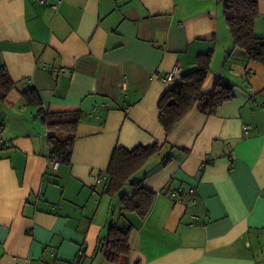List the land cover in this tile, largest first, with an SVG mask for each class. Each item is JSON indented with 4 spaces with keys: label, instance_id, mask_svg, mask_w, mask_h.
<instances>
[{
    "label": "crops",
    "instance_id": "crops-1",
    "mask_svg": "<svg viewBox=\"0 0 264 264\" xmlns=\"http://www.w3.org/2000/svg\"><path fill=\"white\" fill-rule=\"evenodd\" d=\"M208 51L203 92L221 80L233 98L166 137L158 101ZM2 65L16 88L0 100V264H113L97 251L111 224L133 227L119 264H264V66L232 46L222 0H0ZM27 88L48 113L81 112L70 164L53 170ZM154 144L131 179L151 209L121 213L104 192L111 154Z\"/></svg>",
    "mask_w": 264,
    "mask_h": 264
},
{
    "label": "trees",
    "instance_id": "trees-1",
    "mask_svg": "<svg viewBox=\"0 0 264 264\" xmlns=\"http://www.w3.org/2000/svg\"><path fill=\"white\" fill-rule=\"evenodd\" d=\"M222 13L232 46L243 50L248 61L264 66V38L254 34V22L258 17L256 1L222 0ZM212 57V51L198 54L195 58V68L180 75L179 82L159 99L157 118L166 137L193 106L197 105L198 111L209 117L215 115L225 102L232 100V86L224 81L218 80L211 94H205L202 90ZM15 88L16 83L11 80L7 68L4 65L0 66V100L5 99ZM21 97L26 106L37 108V116L45 127L50 144L49 157H57L59 164H70V148L82 119L81 112L48 113L42 107L40 97L33 88L23 90ZM58 134L63 135L60 137ZM159 150L156 144L137 146L132 150L122 147L114 149L106 170L109 179L104 192L111 197L120 193L118 200L121 213H133L143 219L150 211L154 193L139 187L131 179ZM169 159L166 158L167 161ZM128 183L135 187L130 195L122 192ZM132 228L131 225L120 227L111 224L106 235L99 240L97 251L101 252L108 262L119 264L120 259L129 254L128 240Z\"/></svg>",
    "mask_w": 264,
    "mask_h": 264
},
{
    "label": "built area",
    "instance_id": "built-area-1",
    "mask_svg": "<svg viewBox=\"0 0 264 264\" xmlns=\"http://www.w3.org/2000/svg\"><path fill=\"white\" fill-rule=\"evenodd\" d=\"M178 77H179V69L177 67H173V69L168 74L161 77V81L170 82V81H173L174 79H177ZM245 129H246V127H245ZM6 146H7V143H5L3 140L0 139V148H4ZM50 160L52 163L53 170H56L58 165H59V161H58L57 157L53 156L50 158ZM101 181H102L101 177L97 178V180H96L97 183H99ZM188 193L194 197L195 196V189L190 188L188 190Z\"/></svg>",
    "mask_w": 264,
    "mask_h": 264
},
{
    "label": "rangeland",
    "instance_id": "rangeland-1",
    "mask_svg": "<svg viewBox=\"0 0 264 264\" xmlns=\"http://www.w3.org/2000/svg\"><path fill=\"white\" fill-rule=\"evenodd\" d=\"M120 195V194H119Z\"/></svg>",
    "mask_w": 264,
    "mask_h": 264
}]
</instances>
